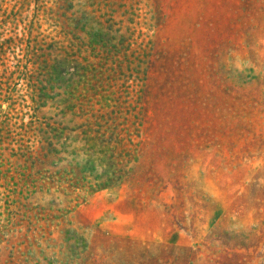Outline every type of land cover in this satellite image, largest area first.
<instances>
[{"label": "rangeland", "instance_id": "rangeland-1", "mask_svg": "<svg viewBox=\"0 0 264 264\" xmlns=\"http://www.w3.org/2000/svg\"><path fill=\"white\" fill-rule=\"evenodd\" d=\"M0 264H264V0H0Z\"/></svg>", "mask_w": 264, "mask_h": 264}]
</instances>
